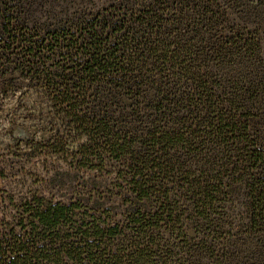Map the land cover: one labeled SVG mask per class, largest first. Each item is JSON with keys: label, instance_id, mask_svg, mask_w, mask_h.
<instances>
[{"label": "rangeland", "instance_id": "rangeland-1", "mask_svg": "<svg viewBox=\"0 0 264 264\" xmlns=\"http://www.w3.org/2000/svg\"><path fill=\"white\" fill-rule=\"evenodd\" d=\"M25 1L40 21L54 24L121 10L142 15L150 25L148 39L160 40L168 56H150L142 72L130 73L128 90L109 95L125 113L155 98L152 90L140 98L138 90L155 79L169 87L187 82L215 90L208 107L196 106L193 97V144L183 146L187 156L179 160L193 168L177 174V183L169 180L176 186L169 212L161 211L166 220L155 237V261L264 264V0ZM68 125L33 74L16 62L0 64V232L13 230L28 216V203L43 197L128 225L137 203L126 196L130 167L116 156L105 162L81 158L80 136ZM200 197H207L202 213L194 206Z\"/></svg>", "mask_w": 264, "mask_h": 264}, {"label": "trees", "instance_id": "trees-1", "mask_svg": "<svg viewBox=\"0 0 264 264\" xmlns=\"http://www.w3.org/2000/svg\"><path fill=\"white\" fill-rule=\"evenodd\" d=\"M1 2L0 64L16 62L41 83L57 114L69 120V131L80 136L81 158L95 155L105 162L116 156L130 167L126 196L137 203L126 226L91 217L78 203L46 197L29 202L28 216L17 220L13 230L0 232V264H166L161 256L155 261L160 247L155 237L162 234L166 218L161 211L169 212L177 174L193 168L179 161L187 156L183 146L193 144V97L196 106L208 107L216 100L215 90L187 82L169 87L155 79L138 89L140 98L146 100L150 90L155 98L136 102L125 113L109 95L120 87L128 90L134 81L130 73L143 71L150 56H168L160 40L152 44L148 39L150 25L141 14L121 10L54 24L40 21L25 0ZM160 32L157 27L156 35ZM156 201L158 209L151 207ZM194 206L207 211V197Z\"/></svg>", "mask_w": 264, "mask_h": 264}]
</instances>
